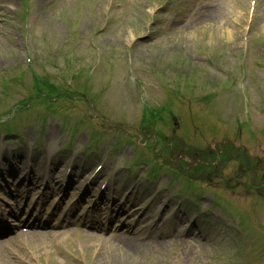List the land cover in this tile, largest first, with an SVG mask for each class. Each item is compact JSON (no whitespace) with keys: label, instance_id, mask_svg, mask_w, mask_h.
Instances as JSON below:
<instances>
[{"label":"rangeland","instance_id":"1","mask_svg":"<svg viewBox=\"0 0 264 264\" xmlns=\"http://www.w3.org/2000/svg\"><path fill=\"white\" fill-rule=\"evenodd\" d=\"M51 127L56 146L64 130L68 146L86 137L88 152L108 139L125 147L128 172L159 180L163 194L122 166L114 171V158L98 173V156H41L42 147L19 141L7 148L24 146L18 161L37 165L38 178L13 172L1 140L29 128L24 138L38 141L37 128ZM214 131L240 133L242 159L262 158L264 0H0V134L9 135H0V190L16 182L51 194L42 165L45 174L57 165L66 207L97 215L16 244L18 254L6 252L0 264H264V198L245 194L235 183L242 174L231 181L232 162L211 166L202 151L225 149ZM131 203L138 215L127 212Z\"/></svg>","mask_w":264,"mask_h":264},{"label":"bare ground","instance_id":"2","mask_svg":"<svg viewBox=\"0 0 264 264\" xmlns=\"http://www.w3.org/2000/svg\"><path fill=\"white\" fill-rule=\"evenodd\" d=\"M132 213H138L139 210L138 208H136L134 206L133 209H131ZM34 220H38V219H34ZM34 222V221H33ZM38 223L36 222V225ZM35 225V226H36ZM43 225H45V223H43ZM46 235H49V237H54L55 235H57V233H55L54 231L51 232H35V233H20L19 235L15 236L12 241H5L2 244H0V257H5L6 256V252L10 253L13 257L14 255L16 256L18 253L15 251L14 246L16 244H23L24 242H27L32 236H38L39 238H43ZM31 243H33V240L31 238ZM7 261H10L9 259Z\"/></svg>","mask_w":264,"mask_h":264}]
</instances>
